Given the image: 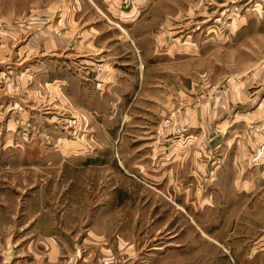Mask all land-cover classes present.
I'll use <instances>...</instances> for the list:
<instances>
[{
	"label": "rangeland",
	"instance_id": "374dc122",
	"mask_svg": "<svg viewBox=\"0 0 264 264\" xmlns=\"http://www.w3.org/2000/svg\"><path fill=\"white\" fill-rule=\"evenodd\" d=\"M55 2L0 0V264H264L263 182L203 183L218 143L263 171L264 0Z\"/></svg>",
	"mask_w": 264,
	"mask_h": 264
},
{
	"label": "crops",
	"instance_id": "0c3cea01",
	"mask_svg": "<svg viewBox=\"0 0 264 264\" xmlns=\"http://www.w3.org/2000/svg\"><path fill=\"white\" fill-rule=\"evenodd\" d=\"M55 1H56L55 4H57V2L59 0H55ZM61 2L73 3L71 5H73L77 9V11L75 12L76 18L82 17L84 14L93 13L92 12V8L90 6L88 7V10L85 8L87 6V4L93 5L98 12H103L106 15L107 14L108 15L109 14L112 15V17H114L116 19H119L122 23L127 22L126 19L128 17H130V16L135 14L134 10L130 11L129 13H124L123 11L120 10L119 6H120L122 0H61ZM115 6H117V8H115ZM87 19H89V17H87L86 20ZM94 19L95 18H93L92 20H94ZM72 23H74V22L72 21ZM74 24H76V23H74ZM92 40L94 42H96L97 41V37H93ZM98 53H96V54H98ZM120 57H125V56H121L120 52H118L117 56L114 57V58L117 59V61L114 64L110 65V64H108L109 62H104L103 64H100V65L104 66L103 67L104 68L103 72L105 73L104 70H106V72H110V70H113V69H114V71H112V74H114L115 72H119L120 73L122 71H126L125 66H123V65L121 66V64H120V62H121L120 61V59H121ZM97 61L98 62L99 61L103 62V60H100V59L97 60ZM81 64H83V65H81V68H89L88 69L89 72L88 73L85 72V75H88V76H89V74L93 75V73L95 71L94 67L91 68V67L84 66L86 64L85 62L84 63L81 62ZM124 64H126V63H124ZM98 70H100V68ZM95 76L97 77V75H95ZM79 78H80L79 75L76 73V76L74 77L75 83H76V85L74 86V90H77V89L81 88L80 87L81 85L78 84V83H81L79 81ZM90 80L87 79L86 81H83L81 84L84 85V83H86L87 85H89L88 82ZM95 80H97V79H95ZM102 80H103V78H102ZM93 86L94 85H92V87ZM103 86L104 85L101 84V87H103ZM106 86H107V84L105 85V87ZM112 86H114V85H112ZM74 90L71 92V94H72L73 102H75V103L76 102L77 103H84V104H87V105L91 104L90 106H93V101H95V100H97L98 102L100 101V99H98L100 97V95H99V93H97L98 92L97 89L96 90L91 89L90 90L91 92L88 90V92L86 91L85 94L80 93L79 91H74ZM111 93L113 94V96H111V94H110V96L113 99V101H115V102H112V103L115 106H118L119 109H120L125 104L122 94H119L118 92H114V91H112ZM114 95L117 98L114 97ZM102 96L105 99H108V100L111 99L109 97V95H106V93L104 95H102ZM77 103H76V105H77ZM108 103H110V102H108ZM107 109H108L107 107H105V109H104L103 105L102 106L101 105H94L93 106V113L97 114L98 112H101V110H102V113H104V112L109 113V111ZM111 116H112V114L109 113L107 118L110 119ZM187 119H188V117H187ZM141 131H142L143 137L145 136L143 139L149 138V137H147L151 133L149 130H141ZM194 136H195L194 138L198 142L200 140L199 139L200 135H198V136L194 135ZM194 142H195V140H194ZM224 143L223 144L218 143L219 148H220V152H221V155H222L223 159L220 160V158H219V159L216 160V162H213V164L215 165V169H214L213 173L210 172L209 174L205 175L207 178H210V179H207L206 182H203V183L204 184L205 183H209V182L213 183V181H211V180L215 179L213 184H215V186H218L219 190L224 189V192L221 191L223 194H227L229 192H230V194H232V193L238 194V192H242L243 193V191L244 192H248L255 186L256 183H259L261 181L263 182L262 185L264 186V179H263L264 178V165L262 166L263 167V171L261 173L260 178H257V179L252 178V175H250V174H254L255 173V169H253V171H249L246 166H245V169H244L242 163L238 162V160H232V161H229V163L223 162V160H226V157L229 154L228 153L229 150H232V149H230L228 147L225 148L226 146H224L225 145ZM188 148L184 147V151H182V152L179 149H177V150L180 153H184V152L190 153V149H188ZM246 154H248V151L246 152ZM228 165H229V167H227ZM197 167H198V171L199 170L200 171H204V174L207 172L206 164H204V166H200L199 165ZM250 172H253V173H250ZM200 173H202V172H200ZM245 173H246V176H245V179H244L243 175ZM229 174H233L234 176H229L228 177ZM192 183H193V181H192ZM187 184H188L187 182H184V184L182 186H180L179 188L177 186L180 185V184H178V185H176V189L177 190H181V192H183V194L185 195L186 191L183 190V187H185ZM178 192L180 193V191H175L176 198H177ZM200 192H203V191L200 190ZM199 194L200 193H198L197 197L198 198L202 197ZM206 205H209V203H206ZM201 209H203L202 206L199 207L200 211H201Z\"/></svg>",
	"mask_w": 264,
	"mask_h": 264
},
{
	"label": "bare ground",
	"instance_id": "6f19581e",
	"mask_svg": "<svg viewBox=\"0 0 264 264\" xmlns=\"http://www.w3.org/2000/svg\"><path fill=\"white\" fill-rule=\"evenodd\" d=\"M24 122V121H23Z\"/></svg>",
	"mask_w": 264,
	"mask_h": 264
}]
</instances>
